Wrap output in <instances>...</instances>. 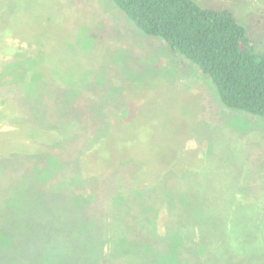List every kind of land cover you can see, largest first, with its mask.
<instances>
[{
    "label": "rangeland",
    "instance_id": "1",
    "mask_svg": "<svg viewBox=\"0 0 264 264\" xmlns=\"http://www.w3.org/2000/svg\"><path fill=\"white\" fill-rule=\"evenodd\" d=\"M192 1L231 10L264 50V0ZM0 166L1 185L25 170L62 205L23 237L52 262L92 179L87 212L103 213L107 236L97 250L69 236L95 264H168L180 243L181 264H264V120L224 107L196 65L111 0H0Z\"/></svg>",
    "mask_w": 264,
    "mask_h": 264
},
{
    "label": "trees",
    "instance_id": "2",
    "mask_svg": "<svg viewBox=\"0 0 264 264\" xmlns=\"http://www.w3.org/2000/svg\"><path fill=\"white\" fill-rule=\"evenodd\" d=\"M111 1L145 35L160 39L170 50L196 65L213 83L224 107L241 110L264 120V50L256 49L246 28L237 21L231 10L201 7L192 0ZM59 128L61 135H64L61 139H68V127L62 125ZM17 175L5 185L0 183V264H95L93 257L90 259L89 255L83 253L76 240L92 239V243L96 244L100 237L107 236L108 227L103 222V213L90 217L87 212L90 201H99L90 187L93 180L89 179L84 185L89 187L86 196L79 193L76 198L73 197L78 210L62 219V225H67L62 227L65 231L62 235L67 243H64L62 252L56 253L57 260L52 262V252L45 251V242L23 237L38 233L41 228L38 221L51 212L57 213V208H62V205H52V192L48 191L50 186L41 188L34 175L25 170ZM18 180H22L26 187L15 188ZM47 180L53 182L52 173H49ZM57 183L61 184L59 192L64 187L60 180ZM116 194L120 195L112 194L111 201L122 206V197L113 200ZM101 221L103 224L99 225ZM71 232L78 234L75 239L69 236ZM123 233L120 227L116 233L112 231L108 238L120 237ZM37 242L40 244L35 245ZM183 245L178 244L174 253L181 251ZM98 246L93 245V249L97 250ZM116 246L127 248L123 241ZM53 248L51 246V250ZM174 253L168 255V264H181L178 257L172 258ZM105 255L108 261V250ZM158 255L155 254L156 257ZM160 259L151 264H158ZM137 261H141L140 257ZM145 264H150V261Z\"/></svg>",
    "mask_w": 264,
    "mask_h": 264
}]
</instances>
